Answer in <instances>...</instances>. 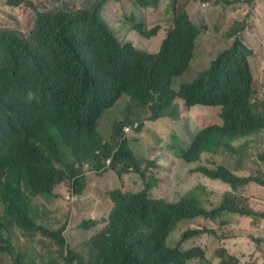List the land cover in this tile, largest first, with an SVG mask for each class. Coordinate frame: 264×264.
I'll return each mask as SVG.
<instances>
[{
	"label": "trees",
	"instance_id": "16d2710c",
	"mask_svg": "<svg viewBox=\"0 0 264 264\" xmlns=\"http://www.w3.org/2000/svg\"><path fill=\"white\" fill-rule=\"evenodd\" d=\"M106 1L86 0L77 10L64 9L66 13L55 10L49 24L46 14H38L29 37L35 47L51 45L48 25L58 30L57 44L45 62L21 47L20 30L0 29V255L11 263L29 264V252L20 247L39 237L59 248L62 264H185L193 255L179 245H168L166 251L165 241L173 232L167 229L168 220L215 217L222 212L250 214L228 193L218 209L207 212L195 194L172 205L149 194L153 184L146 182L135 194L128 193L126 185L117 186L105 193L112 211L107 225L87 243L88 262L72 250L64 255V226L50 228L33 215V200L51 198L63 184L76 196L93 186L82 171L83 163L123 181L142 156L136 149L141 135L132 134L141 133L145 121L178 122L183 116L179 101L187 108L212 107L220 121L204 123L188 148L172 132L153 130L157 140L170 139L169 151L178 158L191 160L197 150L240 153L246 141L239 147L234 143L264 131V115H260L264 104L250 103L254 96L247 64L250 51L241 42H234L209 68L174 90L175 78L188 73L197 35L185 16H173L158 50L150 52L121 45L106 31L99 20ZM134 1L148 8L156 7L159 0ZM7 5L33 7L30 0H7ZM132 30L146 39L156 32L134 20ZM117 104H122L121 118L111 121L105 136L98 130L100 120ZM135 122L138 126L132 128ZM127 124L132 125L129 132L124 129ZM204 172L233 190L245 180L227 169L204 167ZM82 228L89 230L90 224L82 223ZM186 239L184 233L179 236V242Z\"/></svg>",
	"mask_w": 264,
	"mask_h": 264
},
{
	"label": "rangeland",
	"instance_id": "374dc122",
	"mask_svg": "<svg viewBox=\"0 0 264 264\" xmlns=\"http://www.w3.org/2000/svg\"><path fill=\"white\" fill-rule=\"evenodd\" d=\"M30 1L40 9H51L55 6L67 5L68 11H74L79 8L77 6L85 3L86 0ZM260 1L263 6H258L255 17V20L260 22L258 29L253 32L252 36L243 39V42L253 51L249 65L253 75V89L256 93V97L254 96V98L264 101V0ZM166 5L167 1L161 0L157 7L141 8L132 0H107L101 16L107 21L119 42L123 44L130 43L136 47L152 52L158 50L161 40L166 34L167 17L166 13H164ZM33 11V9H28L24 6L18 8L8 7L6 0H0V29L13 27L22 31L28 30L31 25ZM244 13L245 15L247 14V8ZM190 19L195 22L200 21L193 16H190ZM132 20L141 22L144 26L146 25L147 29H155L156 35L151 37V39H144L142 36H139L132 30ZM225 21L231 24V18L229 16L225 17ZM222 45L223 42H211L209 48L216 49ZM211 57L212 55L205 57L208 65L210 64ZM190 80L178 79L177 83H175L174 90H178L182 83L189 82ZM178 106L183 115L178 122L170 124L165 119L158 120L159 122L157 123L145 122V127L141 130V133L135 132L132 134H140L142 138V142L136 146L138 153L142 155L139 159H145V154L154 147H159L170 152V139L166 138L158 143L153 136V130L155 129L163 130L165 133L172 132L179 138L184 147H186L187 145L185 144L191 136L190 131L191 133H196L200 128L206 126L204 123L211 125L220 121L217 112L213 108L195 107L186 109L181 102H178ZM122 109V104H117L105 112L100 120L98 129L101 134L107 136L111 121L115 118H121ZM191 110L193 112L190 114ZM244 141H246L247 147L238 155H230L232 157V162L229 164L230 168L236 170L240 176L257 175L260 178H264V163H261L257 158V155L264 151V133L241 139L234 143L235 147H239ZM160 159L163 160L166 158L162 157ZM209 159L210 157L208 155H204L202 157V164L210 167L211 165L208 164ZM192 168L193 166L181 164L172 175L169 184L162 185L161 192H165L175 201L180 198L181 194L195 189L197 185H202L205 190L198 191V194L200 195L203 206L207 210L216 208L220 204L224 192L222 183H211L208 179L191 173ZM84 169L86 170L88 167L84 166ZM177 172L179 173L178 178L175 177ZM87 176L89 178V184L93 186L91 188L87 187L81 195H72L63 184L61 187H57L51 198L37 197L33 200V215H36L40 223L50 228H55L56 230L63 226L65 227L63 235L66 238L67 246L63 250L64 255L66 256L67 252L72 250L80 254L85 260L89 259L88 241L104 226L112 207V203L105 199V193L117 186L125 185L120 179L117 180L113 173L105 176L103 173L99 174L94 171L88 173ZM123 179L126 182L127 191L138 192L143 188L142 180L134 173ZM259 189L261 191L260 193L264 195V188ZM239 193L244 194L242 189L239 190ZM150 194L156 197L152 191H150ZM69 196L72 198L69 199ZM93 220L98 222L97 227L90 228L89 230L82 228V223H88ZM200 225H203L202 220L188 223V226L192 228L200 227ZM208 237L209 235L199 237L201 243L205 246L209 244ZM257 238L259 239L257 248L262 249V251L256 257L253 254L248 255L246 264H264V236L257 235ZM195 241L193 239L186 244V247L195 245ZM51 243L49 240L38 237L33 243H22L20 248L29 252V260L27 262L29 264H48L52 261H57L58 264H62L63 259L60 256L59 248L52 246ZM247 243L252 244V242ZM216 262L214 260V264ZM0 264L14 263H11L7 256L0 255ZM188 264L193 263L189 262ZM195 264H198V261Z\"/></svg>",
	"mask_w": 264,
	"mask_h": 264
},
{
	"label": "clouds",
	"instance_id": "9594fccd",
	"mask_svg": "<svg viewBox=\"0 0 264 264\" xmlns=\"http://www.w3.org/2000/svg\"><path fill=\"white\" fill-rule=\"evenodd\" d=\"M166 1H167V5L165 6L164 13H166V17H167L166 21L168 22V25H166V34L164 35V38L161 40V43L168 34V30L171 26L173 16L175 14L184 15L190 27L193 28L197 33L191 51V58L189 63L190 66L188 67V73L184 75L182 74L175 79L193 80L194 78H196V76L199 73H202V71L210 67L211 63L215 60L216 56L219 53L230 48L234 42L236 43L241 42L243 46L250 51L249 56L247 58V64L249 66L251 78H252V91H254V96L256 97L255 90L253 89V84H254L253 75L249 65V60L253 55V51L244 44L243 39L252 36L253 32L258 29L260 22L256 21L255 17L258 6L259 5L263 6L262 2L260 0H166ZM106 2L104 3V5L102 6L99 12V20L103 21L107 26V28L109 29L106 31L109 34L111 33L114 36L115 40L121 45L128 44L133 48L140 49L139 47H136L130 43L123 44L117 40L112 29L109 27L107 21L101 16V12ZM160 2L161 0L158 1L157 6L159 5ZM134 3L138 5L135 1ZM171 3L174 5V9H172V7L170 6ZM236 3L238 4L236 5ZM32 4L33 7L28 8L34 10L32 12L31 25L28 30L22 31L20 29L13 27H7L4 29H11L16 31L20 30L23 35L22 37L18 36L21 47H23V49L32 57L36 58L38 62H45L46 59L50 57L49 51L52 49L51 47L57 44L56 39L58 37V33L56 32L58 30H50L51 26L48 25V30L51 34V40H52L51 45L50 46L46 45L44 49L35 47L29 41V37L34 29L37 16L38 14H46L47 21L48 20L50 21L51 19H55V17H52L55 10H59L60 13H66L64 9L67 10L68 6L62 5V6H55L51 9H40L36 7V5L33 2ZM6 5H7V0H6ZM18 7H11V8H18ZM148 8H154V7H148ZM246 8H247V14L245 15L244 12ZM190 16H193L195 17V19H199L200 21L195 22L190 19ZM226 16H229L231 18V24L225 21ZM230 30L231 32L228 33V31ZM155 35L156 32L151 37H154ZM151 37L148 39H151ZM48 38H50V35H48ZM211 42L214 43L223 42V45L219 46L216 49H212L209 48V44ZM32 48H34V50ZM47 49L48 51L46 52ZM208 55H212L209 65L205 61V57H207ZM254 96L253 99L250 101V103L264 104V101H260L257 98L255 99ZM179 102L183 103L182 101ZM195 107H201V106H193L190 108L186 107V109H192ZM204 108H212V107H204ZM192 112L193 111L191 110L190 114ZM260 115L263 116L264 112H261ZM135 123H137V125L135 124L133 126L131 125L132 128H134V126L136 127L138 126V122ZM131 126L124 127L125 132H129L130 131L129 127ZM197 133L198 131L196 133H191L190 131L191 136L188 142H186L185 145L187 146L185 148L189 147L194 136ZM261 133H264V131H262ZM154 139H156V137H154ZM161 141H162L161 139L157 140L158 143H160ZM263 153L264 151L257 155V158L261 163H264V157H260V155ZM231 154L238 155L240 153H235L233 151H230V149H222L218 151H201V152L197 150L194 153V155L191 156L192 157L191 160H187L186 158H178L174 156L171 151L167 152L159 147H154L151 148L150 154L145 156V159H139L138 164L136 165L135 168L134 167L130 168V174L134 173L135 175L139 176L140 179L142 180L143 188L146 182L149 184H153V187L151 188L150 191H152L155 194L156 198L163 199L167 201L168 204L172 203L173 205L179 202L180 198L185 195L195 194L198 198H200L198 191L205 190L204 186L197 185L195 189L189 190L181 194L180 198L175 201L172 200L165 192H161L162 185L169 184L172 175L175 173V171L179 168L181 164L185 166H193V168L190 171L191 173L198 174L208 179L211 183L217 184L218 182H221L223 186V190H224L223 196L220 204L216 208L207 210L203 206V203L200 199L203 208L207 212L218 209L223 202L225 194L228 193L237 198L238 207L240 209L250 213V214H246L241 212H222L221 214L215 217H207L200 215L189 219L187 218H182L179 220L170 219V221L168 220L167 223L168 224L167 229H173V232L168 236L167 240L165 241L166 251L169 250L168 245L172 247L175 246L177 247L179 245L182 250L193 255V259L190 261L193 264H195L196 261H198V264H214V260L217 261L215 264H246L248 259L246 258V260L240 262L239 257L235 253L240 245L239 242L240 238H243L246 243L252 242L253 244L252 245L247 243L249 245V248H247L246 250L245 253L246 257L252 254L255 257L260 255V254L258 255L255 254V250L258 249L257 243L259 240L257 238V235L264 236V230L260 232L257 231L255 228L259 226L261 221H264V199H263L264 195L260 193L261 191L259 189V188H264V178H260L257 175H246V176L238 175V172L236 170H232L229 166V164L232 162V157L230 156ZM204 155H208L210 157L208 161V164L211 165L210 167L202 164V157ZM162 157H165L166 159L161 160L160 158ZM84 166H87L88 169L85 170ZM204 167H207L215 171H218L219 169L222 170L227 169L233 175L239 178H244L245 180L242 185H240L236 190H233L228 183H225L220 179H211L208 176H206L204 172ZM82 171L87 176L88 173L94 172L95 170L89 168L88 163H83ZM95 172L101 174L100 170ZM106 175L107 174H105V176ZM175 177L176 178L179 177L178 172L175 174ZM123 182L126 185L124 179ZM240 189L243 190L244 194L239 193ZM128 193L135 194L137 192L128 191ZM70 198L72 197L69 196V199ZM110 211H112V209H110ZM109 216L110 213L108 215L107 221L105 222L104 226L100 229V231L107 225L109 221ZM197 220H202L203 225H200V227H196V228H192L188 226L189 222L197 221ZM92 222H94V224H92ZM86 224H90V228H94L97 227L98 222L93 220ZM183 233L185 234L187 239L183 242L182 241L179 242V236ZM203 235H209L208 237L209 244L206 246L201 243V239L199 238ZM193 239L196 240L195 245L186 247V244L191 242ZM258 250L261 253L262 249H258ZM93 255H94V251L90 253L91 260ZM224 256L230 257L232 258V260H228L227 258H224ZM83 262H88V260L84 259ZM188 263L189 262L185 261V264ZM72 264H78V263L75 261Z\"/></svg>",
	"mask_w": 264,
	"mask_h": 264
},
{
	"label": "crops",
	"instance_id": "0c3cea01",
	"mask_svg": "<svg viewBox=\"0 0 264 264\" xmlns=\"http://www.w3.org/2000/svg\"><path fill=\"white\" fill-rule=\"evenodd\" d=\"M255 229L257 231L262 232L264 230V221H261L259 226L256 227ZM239 242H240V245H239V247H238V249L236 250L235 253L239 257L240 262H243L247 258L245 253H246L247 248H249V245L245 242V240L243 238H240ZM255 254L256 255L260 254L258 249L255 250Z\"/></svg>",
	"mask_w": 264,
	"mask_h": 264
}]
</instances>
